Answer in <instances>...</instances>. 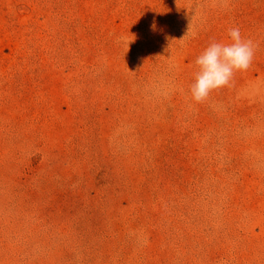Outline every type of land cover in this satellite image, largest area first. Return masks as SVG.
<instances>
[{
    "label": "rangeland",
    "instance_id": "1",
    "mask_svg": "<svg viewBox=\"0 0 264 264\" xmlns=\"http://www.w3.org/2000/svg\"><path fill=\"white\" fill-rule=\"evenodd\" d=\"M0 264H264V0H0Z\"/></svg>",
    "mask_w": 264,
    "mask_h": 264
},
{
    "label": "clouds",
    "instance_id": "2",
    "mask_svg": "<svg viewBox=\"0 0 264 264\" xmlns=\"http://www.w3.org/2000/svg\"><path fill=\"white\" fill-rule=\"evenodd\" d=\"M228 36L231 43L213 42L195 60L198 70L189 90L196 103L204 102L214 90L229 86L235 72L251 66L255 54L252 41L243 39L239 28L229 29Z\"/></svg>",
    "mask_w": 264,
    "mask_h": 264
}]
</instances>
